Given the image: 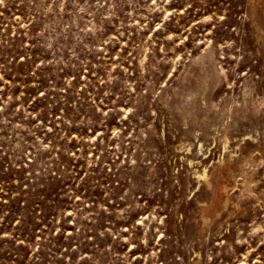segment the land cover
Listing matches in <instances>:
<instances>
[{
  "label": "rangeland",
  "instance_id": "rangeland-1",
  "mask_svg": "<svg viewBox=\"0 0 264 264\" xmlns=\"http://www.w3.org/2000/svg\"><path fill=\"white\" fill-rule=\"evenodd\" d=\"M0 264H264V0H0Z\"/></svg>",
  "mask_w": 264,
  "mask_h": 264
}]
</instances>
